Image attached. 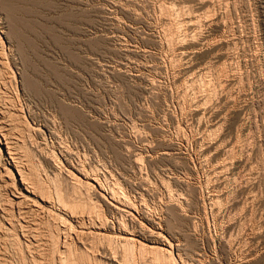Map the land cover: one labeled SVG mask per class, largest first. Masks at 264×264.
<instances>
[{
	"label": "rangeland",
	"instance_id": "374dc122",
	"mask_svg": "<svg viewBox=\"0 0 264 264\" xmlns=\"http://www.w3.org/2000/svg\"><path fill=\"white\" fill-rule=\"evenodd\" d=\"M0 75V264H264V0H0Z\"/></svg>",
	"mask_w": 264,
	"mask_h": 264
},
{
	"label": "bare ground",
	"instance_id": "6f19581e",
	"mask_svg": "<svg viewBox=\"0 0 264 264\" xmlns=\"http://www.w3.org/2000/svg\"><path fill=\"white\" fill-rule=\"evenodd\" d=\"M174 21V20H173ZM187 24V23H186ZM181 32V31H180ZM174 39V38H173ZM180 43V42H179ZM3 56V55H2ZM1 56V57H2ZM7 67V66H6ZM5 72V71H4ZM3 75V74H2ZM2 75H0L1 77L0 78H2ZM3 77H4V75H3ZM7 77V76H6ZM5 78V77H4ZM2 80H3V78H2ZM1 80V81H2ZM0 81V82H1ZM3 82H4V80L2 81V84H3ZM4 86V85H3ZM1 87H2V85H1ZM2 89V88H1ZM2 92V90L0 91V93ZM4 93V92H3ZM1 96V95H0ZM3 98V97H2ZM8 101V100H7ZM1 101H0V116H2V113L3 112H5L4 110H3V106H4V104H2L3 106H1ZM7 104V103H6ZM8 106V105H7ZM7 109V108H6ZM24 112V111H23ZM5 114V113H4ZM3 114V115H4ZM6 115V114H5ZM10 119V118H9ZM1 120V119H0ZM3 128V127H2ZM2 128H0V155H2V153H6V154H8V155H11L12 156V164H14V166H18L17 164H16V154H17V152L15 153V144H14V142H11L10 141V137L7 135V134H5V133H3V130H1ZM5 130V129H4ZM19 153V152H18ZM3 156V155H2ZM1 157V156H0ZM4 157V156H3ZM19 158V157H18ZM8 159V158H7ZM20 159V158H19ZM19 161V160H18ZM20 166V165H19ZM20 168H21V166H20ZM17 170H19V169H17ZM19 172V176H20V179L18 180L19 181V183H21L24 187H25V185L28 183L29 184V182L27 181V179H26V176L24 175V173H22V170L21 171H18ZM7 173H9V172H7ZM13 173V172H12ZM10 174V173H9ZM89 175V174H88ZM87 177V176H86ZM13 178V177H12ZM95 180V179H94ZM17 181V180H16ZM17 181V182H18ZM27 182V183H26ZM96 182H97V180H96ZM31 183V182H30ZM100 183V182H99ZM27 184V185H28ZM11 185H12V183H11ZM100 185V184H99ZM92 186H94V185H92ZM29 187L30 188H28V186H27V188L25 187L23 190L25 191L24 193H20L19 194V197L17 198V200H15L16 201V204H18V205H23V204H27V203H30V202H28V201H30V200H32V196H37V194H36V192H35V190H34V188L32 189L31 188V186L29 185ZM101 188H102V186H101ZM16 189V188H15ZM115 190L113 189V192H114ZM115 193H118V192H114L113 194L115 195ZM38 197V196H37ZM83 197V196H82ZM111 198H112V196H111ZM120 200L119 201H121V199L122 198H119ZM38 200V199H37ZM42 200H44V202H45V199L44 198H42ZM48 200V199H47ZM59 200V199H58ZM116 200V199H115ZM33 201V200H32ZM36 202V201H35ZM72 203V202H71ZM121 203V202H120ZM60 204V203H59ZM118 204V203H117ZM125 204V203H124ZM34 205H36L35 203H34ZM62 205V204H61ZM60 205V206H61ZM65 206V205H64ZM70 206V205H69ZM69 206H67L66 205V207L68 208ZM124 206V205H123ZM126 206V205H125ZM20 207V206H19ZM62 207V206H61ZM66 207H64V208H66ZM86 207H87V205H86ZM26 207H24V209H25ZM27 208H28V206H27ZM41 208V207H40ZM72 207H70V208H68V209H71ZM73 208H74V206H73ZM80 208V207H79ZM118 208V207H117ZM119 208H121V207H119ZM21 209V208H20ZM75 209L78 211V208H77V206L75 207ZM96 209V208H95ZM122 209V208H121ZM124 209V208H123ZM130 209V208H129ZM4 210H5V208H4ZM22 210V209H21ZM27 210V209H26ZM31 210V209H30ZM38 210V209H37ZM65 210H67V209H65ZM75 210V211H76ZM128 211V209H124V211ZM28 211V210H27ZM35 211V210H34ZM74 211V209H73V213L75 212ZM95 211V210H94ZM6 212H7V209H6ZM23 213H25V211H22ZM67 212V211H66ZM70 212H72V210L70 211ZM79 212V213H78ZM78 212H75L76 214L78 213V214H80V211H78ZM5 213V212H4ZM8 213V212H7ZM26 213H28V212H26ZM72 214L73 216L74 215H76V214ZM92 213V212H91ZM90 213V214H91ZM98 213V212H97ZM96 212H95V215L97 214ZM6 214V213H5ZM69 214V213H68ZM76 215V216H79V215ZM81 214H83V211L81 212ZM7 215V214H6ZM34 215V214H33ZM87 215V214H86ZM95 215H94V217H95ZM10 216V215H9ZM81 216H83L84 217V215H81ZM91 216V215H90ZM97 216V215H96ZM98 216H100V214H98ZM30 217V216H29ZM37 217V216H36ZM92 217H93V213H92ZM24 218V217H23ZM26 218V217H25ZM75 218V217H74ZM90 218V217H89ZM98 218H100V217H98ZM9 219H11V218H9ZM93 219V218H92ZM91 219V220H92ZM12 220V219H11ZM18 220V219H17ZM99 220V219H98ZM83 221V220H82ZM9 222V221H8ZM80 222V221H79ZM93 222H94V220H93ZM10 223V222H9ZM95 223H96V221H95ZM98 223H99V221H98ZM10 224H13L12 222L10 223ZM28 224V223H27ZM86 224V223H85ZM89 224H90V222H89ZM102 224V223H101ZM78 225V224H77ZM83 225V224H82ZM96 225V224H95ZM103 225V224H102ZM11 226V225H10ZM27 226V225H26ZM85 226V225H84ZM91 226V225H90ZM94 226V225H93ZM98 226V225H97ZM13 227V226H12ZM17 227V226H16ZM67 227V226H66ZM78 227V226H77ZM81 227V226H80ZM103 227V226H102ZM56 228V227H55ZM81 228H84V227H81ZM98 228V230H96V232L94 231L93 232V234L95 233V234H97L98 236H103L104 235V237L107 235H105V233H103L102 232V230H101V228H99V227H97ZM96 228V229H97ZM15 229V228H14ZM68 229V228H67ZM86 229H88V227L86 228ZM103 229V228H102ZM26 230V229H25ZM77 231L79 230V229H76ZM83 230V229H82ZM92 230V229H91ZM87 231V230H86ZM93 231V230H92ZM23 232V231H22ZM79 232V231H78ZM88 232V231H87ZM87 232H85L86 234H87ZM11 233V232H10ZM82 233H83V231H82ZM90 233V232H89ZM121 234L119 235V236H117L118 238H120V240H124L125 242H126V244H128V246H129V244L130 243H133L134 242V237H132V236H129L128 234H126V233H123V232H120ZM80 234V233H79ZM79 234L77 235V236H79ZM28 235V234H27ZM48 235V234H47ZM89 235V234H88ZM83 236H84V233H83ZM82 236V237H83ZM90 236H91V234H90ZM109 236V235H108ZM108 236H106V237H108ZM112 236V235H111ZM134 236V235H133ZM86 237V236H85ZM17 238V237H16ZM84 238V237H83ZM97 238V237H96ZM100 238V237H99ZM109 238V237H108ZM107 238V240H109ZM112 238V237H111ZM117 238V239H118ZM104 240H105V238H103ZM15 240V239H14ZM13 240V241H14ZM8 241V240H7ZM17 241V240H16ZM16 241L14 242V243H16ZM111 241V240H110ZM113 241V240H112ZM118 241V240H117ZM135 241H137V240H135ZM121 242V241H120ZM13 243V244H14ZM17 243H18V241H17ZM135 243V242H134ZM67 244V243H66ZM123 245H124V243H123ZM140 245L141 246H143V244L142 243H140ZM36 246V245H35ZM131 246V245H130ZM148 246V245H147ZM39 247V246H38ZM67 247V246H66ZM121 247V246H120ZM127 246L125 245V249H127L126 248ZM136 247H138V244L136 245ZM146 247V246H145ZM144 247V249H146ZM29 249V248H28ZM113 249V248H112ZM131 248L129 247L128 248V250H130ZM141 249V248H140ZM149 249V248H148ZM151 249H155V250H157L156 249V247L154 246H152V247H150V250ZM17 250V249H16ZM19 250H20V248H19ZM25 250V249H24ZM31 250V249H30ZM127 250V251H128ZM132 250V249H131ZM166 251V249H163V248H161L160 249V251ZM73 251V250H72ZM130 252H133V251H130ZM168 252V251H167ZM171 252V251H170ZM169 252V253H170ZM153 253V252H152ZM157 253H160L159 251L157 252ZM157 253H156V251H155V253L154 254H156L157 255ZM164 252H162L161 254L162 255H164L163 254ZM172 253V252H171ZM39 254V253H38ZM153 254V255H154ZM166 254H168V253H166ZM4 255V254H3ZM161 255V256H162ZM24 256V255H23ZM132 256V255H131ZM158 256H159V254H158ZM167 256V255H166ZM170 256V255H169ZM168 256V257H169ZM18 258V257H17ZM156 258V257H155ZM160 258V257H159ZM164 258V257H163ZM158 263H159V261H158ZM165 264V263H164Z\"/></svg>",
	"mask_w": 264,
	"mask_h": 264
}]
</instances>
